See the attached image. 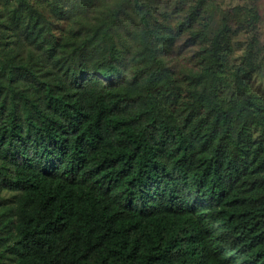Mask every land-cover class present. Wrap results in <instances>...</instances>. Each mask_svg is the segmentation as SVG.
<instances>
[{
	"label": "trees",
	"instance_id": "trees-1",
	"mask_svg": "<svg viewBox=\"0 0 264 264\" xmlns=\"http://www.w3.org/2000/svg\"><path fill=\"white\" fill-rule=\"evenodd\" d=\"M63 3L50 1L53 18L69 16ZM15 4L35 40L44 17L34 0ZM223 33L183 91L151 45L140 81L86 69L94 38L78 34L65 92L21 66L35 86L27 95L5 72L0 190L17 198L0 241L14 264H264V97L219 69ZM165 95L182 102L181 121Z\"/></svg>",
	"mask_w": 264,
	"mask_h": 264
},
{
	"label": "rangeland",
	"instance_id": "rangeland-1",
	"mask_svg": "<svg viewBox=\"0 0 264 264\" xmlns=\"http://www.w3.org/2000/svg\"><path fill=\"white\" fill-rule=\"evenodd\" d=\"M50 1L34 0L45 19L42 35L34 40L33 35H26L16 24L12 15L15 0H0L3 84L5 72L12 69L16 90L32 95L35 86L19 71L24 66L65 92L69 81L63 74L71 62L68 42L78 34L83 39L94 38L88 51L95 50V54L86 69L117 67L124 82H130L146 74L150 60L145 50L151 45L167 75L173 76L175 87L183 91L193 77L192 81H200L211 42L224 31L216 42L219 69L224 74L231 72L233 79L264 97V0H64V9L70 11L65 20L53 18ZM85 6L90 13L82 14ZM50 37L55 42L51 47ZM42 94L38 88L35 95ZM163 97L165 100L166 95ZM170 98L166 97L163 106L181 121L185 117L182 102L177 99L172 103ZM16 198V193L0 190V213L4 212L0 219L4 215L10 217L8 209L14 206ZM4 234L0 230V238ZM4 244L7 243L0 241V264H14Z\"/></svg>",
	"mask_w": 264,
	"mask_h": 264
}]
</instances>
